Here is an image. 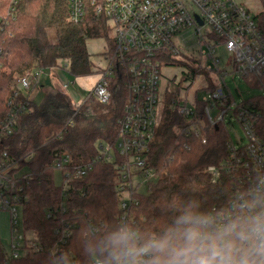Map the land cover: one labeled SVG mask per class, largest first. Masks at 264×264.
<instances>
[{
    "label": "trees",
    "instance_id": "obj_1",
    "mask_svg": "<svg viewBox=\"0 0 264 264\" xmlns=\"http://www.w3.org/2000/svg\"><path fill=\"white\" fill-rule=\"evenodd\" d=\"M259 27L264 33V9ZM50 29L55 30V42L50 40ZM100 37L108 38V26L103 18L94 16L90 7L87 18L74 23L66 0H0V120L10 109L8 103L13 99L17 79L27 71L57 68L60 61H65L72 77L92 74L87 41ZM110 87L113 101L106 106H110V111L103 114L100 108L105 106L91 95L80 109H73L69 95L59 91L46 94L40 104L32 100L20 115L13 134L1 142V149L18 157L20 167L28 175L27 180L19 181L23 187L18 191L23 224L44 249L13 259L0 241V264H59L61 253L69 264H92L84 250L85 239L118 225L117 170L114 162L103 158L99 144L114 145L117 119L127 93L122 82L117 85L114 80ZM24 97L20 93L15 102ZM179 100L177 93L170 101L164 99L162 124L149 153V164L157 169L159 177L151 191L138 195L137 212L145 218L141 228H158L169 222L171 208L178 200L195 199L207 212L220 210L228 203L227 182L213 184L206 172L208 166L220 165L226 157L228 134L221 125L219 129L205 127V144L187 135L191 124L171 106ZM202 105L197 103V120L204 118ZM66 154L71 157V169L90 162L93 167L84 177L71 179L62 190L54 182L53 163ZM90 220L102 225L97 233L86 237ZM66 229L71 234L61 244L63 250L54 254L59 231Z\"/></svg>",
    "mask_w": 264,
    "mask_h": 264
},
{
    "label": "built area",
    "instance_id": "obj_2",
    "mask_svg": "<svg viewBox=\"0 0 264 264\" xmlns=\"http://www.w3.org/2000/svg\"><path fill=\"white\" fill-rule=\"evenodd\" d=\"M17 1L12 0L13 3ZM66 1L72 22H83L90 7L94 16L106 21L108 32L113 33L108 66L98 72L99 79L90 95L101 105H110L114 96L110 86L114 80L117 85L122 82L127 93L123 112L117 119L114 145L99 144L103 158L114 162L117 170L118 224L126 222L140 226L145 222L144 216L137 212L138 195L151 191L159 177L157 169L149 164V153L162 114L160 69L163 63L173 65L172 62H177L175 56L181 52L189 35L196 41L189 49L193 52L199 49L206 59L204 69L216 73L217 81L221 82L207 77L205 94L196 98L192 106L182 104L180 100L171 106L191 124L187 135H193L203 144L208 141L205 127L219 129L221 125L228 134L226 157L220 165L213 164L206 169L211 183L227 182L230 187L228 202L246 189L264 192V33L259 20L248 9L236 0ZM219 47H224L230 55L227 65H220ZM229 65L236 78L247 80L262 94L238 100L224 81L229 75ZM42 70L34 68L19 76L13 99L8 103L10 109L0 120V208H8L12 213L14 236L9 258L13 259L41 252L44 247L35 234L27 236L24 231L19 232L16 206L22 208L18 191L23 190L19 181L27 180L28 175L20 167L18 157L1 149V142L13 134L20 115L33 100L31 93ZM196 74L194 71L190 75L192 80ZM64 88L68 89L66 84ZM20 93L25 95V100L15 102ZM197 103L203 104V120L196 119ZM215 111L216 115L213 114ZM232 118L245 133L247 143L244 145H235L231 140L226 122L232 123ZM117 159L120 161L116 163ZM92 163L71 169L69 154L56 159L53 168L62 174V190L68 187L71 179L84 177L92 169ZM214 211L218 210L214 208ZM100 225L102 223L98 225L90 220L84 235H94ZM70 234L71 230L59 231V244L53 248L54 254L63 250L61 244Z\"/></svg>",
    "mask_w": 264,
    "mask_h": 264
},
{
    "label": "clouds",
    "instance_id": "obj_3",
    "mask_svg": "<svg viewBox=\"0 0 264 264\" xmlns=\"http://www.w3.org/2000/svg\"><path fill=\"white\" fill-rule=\"evenodd\" d=\"M158 228L121 223L84 241L92 264H264V192L244 190L214 212L178 200ZM59 264H69L65 254Z\"/></svg>",
    "mask_w": 264,
    "mask_h": 264
},
{
    "label": "rangeland",
    "instance_id": "obj_4",
    "mask_svg": "<svg viewBox=\"0 0 264 264\" xmlns=\"http://www.w3.org/2000/svg\"><path fill=\"white\" fill-rule=\"evenodd\" d=\"M236 2L242 4L246 9L250 11L253 17L259 20L261 12L264 9V0H236ZM50 40L52 42L56 41L55 30H49ZM113 37L112 32H108V38L100 37L95 39H90L87 41V50L90 55V60L92 61V71L93 73L88 75L89 79H94L101 69L108 66L109 55L111 52V38ZM185 43L181 46V52L178 53L175 58L177 60L176 65H167L163 63L161 66V78H160V99L162 104V114L159 115V127L162 124V116L164 111V99L168 98L170 101L172 95L177 93L178 98L182 104L192 106L196 98H201L205 94V88L208 85V78H212L216 83L218 76L216 73L208 72L204 69L206 65V59L203 55L197 51H192L189 49V45H194L196 41L189 35L185 38ZM197 48L196 46L194 47ZM217 56L221 60V66L227 65L229 60V53L224 47H219L217 49ZM193 57V59H190ZM199 60V61H196ZM196 71L197 74L192 80L190 75ZM229 75L225 76V83L230 89L232 94L239 99L247 100L255 96L262 94L259 88H255L249 85L248 81L236 78V76L231 72V65L227 67ZM86 77V76H85ZM67 85L68 89L64 88ZM52 88L50 91L54 93L56 91L63 92L72 100L73 109H80V105L83 101L89 97V86L85 84L80 78L72 77L67 68L65 61H60V67L52 69H43L41 71L40 78L36 87L33 89L36 92L35 103L40 104L46 94L47 90ZM169 92L166 94V92ZM240 95V96H238ZM92 99V98H91ZM73 101L75 102L73 104ZM95 103V102H94ZM110 111L109 107L100 108V113H107ZM98 112V111H97ZM99 113V112H98ZM216 111L213 113L216 115ZM227 130L230 134L231 140L235 145H244L247 143L245 133L240 126V124L232 118V123L226 122ZM63 181L62 174L59 170L54 171V182L56 185H61ZM18 213V228L19 232L23 231L27 236H31L32 232L24 230L23 226V209L20 206H16ZM13 225H12V213L8 208H0V241L5 252L10 256L12 254L11 241L13 239Z\"/></svg>",
    "mask_w": 264,
    "mask_h": 264
},
{
    "label": "crops",
    "instance_id": "obj_5",
    "mask_svg": "<svg viewBox=\"0 0 264 264\" xmlns=\"http://www.w3.org/2000/svg\"><path fill=\"white\" fill-rule=\"evenodd\" d=\"M80 79L82 80V81H84L85 82V84L86 85H88L89 86V94H90V90H91V88L93 87V85L96 83V81L99 79V75L97 74L95 77H94V79H89L87 76L85 77H80ZM61 89H65V88H62L61 87ZM52 90V88H50V89H48L47 90V92L48 93H51L50 91ZM47 93V94H48ZM35 97H36V92H35V90L34 91H32V93H31V98L35 101Z\"/></svg>",
    "mask_w": 264,
    "mask_h": 264
}]
</instances>
